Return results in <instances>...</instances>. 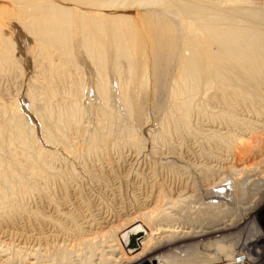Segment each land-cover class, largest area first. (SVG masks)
<instances>
[{
    "label": "rangeland",
    "instance_id": "rangeland-1",
    "mask_svg": "<svg viewBox=\"0 0 264 264\" xmlns=\"http://www.w3.org/2000/svg\"><path fill=\"white\" fill-rule=\"evenodd\" d=\"M226 3H230V5L227 6ZM219 4L224 5L220 6ZM149 5L150 6H145L146 8L141 11H137L139 12L137 14L142 16V20L139 19V21L149 26L146 30L148 31L147 33H152L153 35L157 36V39H152L153 37L151 38V35H149L148 38H150L152 43L154 41L155 47L157 46V49H154L153 56L156 55V57L160 58L161 60H149L150 56L146 53V55L148 56L146 64H136L140 72L136 76L131 77L133 81V88L138 87L142 94L140 105H145L143 108L138 109L140 111H143L144 109L145 112L144 119H142L143 121L141 122H136L134 118H131L132 114L129 112L128 108H126V110V106L124 107V104H122L124 102L121 98V95L124 94V91L121 88L123 86L122 83L126 82L127 79L124 72L118 71L120 74L122 73V75H120L117 70L113 71L114 61L111 60L107 62V69H105L104 71V73L106 74L105 77L99 76V73L95 69L96 67L94 66V64L91 63V59L88 58L89 56H85L87 55V53L82 51V45L77 43V41L74 44L77 47L72 48L73 57L66 58L65 55L62 56L63 54L61 55L60 51L56 49H52V51H49V48H44L46 51L43 50V45L41 46L38 43L37 36L39 35L36 33H33L32 35L31 33H28V37H31L32 40L36 39L35 43L37 42V44H39L41 47L37 45V49H31L28 51L29 53L23 50L21 46L19 47V45L17 46L16 44L15 46L21 48L20 50L22 52H20L17 47H14V49L13 47L9 48V57L11 58L10 62H12L6 64V67H3L2 71L0 72V128L2 129L10 123L11 129H9L11 130V135L14 136L17 133L16 129H18V127L17 123L15 124L16 120H12L10 119V117H16V115H18L16 118H19L24 123H26L25 131L26 134L29 133L27 134V136L31 135V137L28 136V138L32 144L34 143V145L31 144L30 147H36L35 149L32 148V150L29 147L28 149H26V151L30 150V156L35 153V155L31 157H35L34 161L36 162V157H38L36 152L40 151L42 148L41 154L44 157L39 155V159L43 162L38 160L36 165L31 157L30 158L32 159L33 163H26V161L22 157L23 155L21 154L20 156V153L18 152L20 151L19 147H22V145L19 141L18 142L20 144L16 142L17 139H15L14 141L12 139V141L15 142L13 144L14 146H12V142L10 141V145L7 147V150L3 152L4 157H7V155L9 154V156L7 157L8 159H5H7V162H9L7 163V167L11 168L10 175H15L13 176L14 180L12 179L13 181H11V185L14 186V188H12V186L8 188V190L15 189L13 192V194L15 193V196H12V199L14 200V208H12L11 212L13 214V211H15L14 213H16L17 211V213L20 212L19 214L21 215L18 217H14L16 220L13 218L14 220L12 222L14 223L15 221L16 224L18 223L17 226L15 225V223L13 224L11 222L12 225L10 224V227L8 226L9 224L3 227L2 231H6L7 234H5L4 236L0 235V264L1 262L3 264L5 261H7V263L5 262L6 264H20V261L21 264H32V262H36L35 264H40L43 257L41 259H38L41 256L38 254V251H41L39 250V248L33 245L34 243L29 244L28 241L30 242V240H27V237L28 235L32 234V232L35 233L34 230H37L40 234L42 232H45L44 234H49L50 230L51 232H53V228L55 227L54 224H49L48 222L47 226H41V224L44 223L41 220L43 219V217L47 216H50L51 219L54 221L57 220V217H59L58 215H56L58 208L65 210L69 213L71 212L70 214L73 215V220H75V223L73 224L71 221L69 222V220H67L69 223L66 220H59V222L62 223V225L67 229L71 228L73 230L74 227H76L75 225H83V222L87 219L92 221L98 220L101 222L102 220H99L101 218V215L102 218L110 221V227L115 226V232L110 233V235H94V237L93 235H90L88 237L87 235H85L86 238H84V236L81 237L78 235L76 239L74 238V242L66 241L65 243H63L64 247L63 244H56L55 242H51V245L49 246L50 253H55L57 259L54 254L53 256L56 260H58L59 257L62 255V252H67L63 253V255H68L67 257L69 259H66V257L64 256L63 259L58 260L60 261V263H62L61 261L63 260V263L67 262L66 264H110L112 263L113 259H115L114 257L119 258L123 256V254H127L126 248L123 246L124 241L122 242L121 237L125 232L131 230V228L128 226L129 216L131 215L130 218L136 219V217L139 215V212L144 211V209L142 208H146L149 212L154 211L152 213H154L153 219H156L155 222H159L162 219L161 221L164 220L165 223L169 225V227H165V229L173 230L175 232V234L172 235L171 233H165V235L162 236L154 235V238H148V241L146 239V236H144L140 240V243H144L140 245V252L143 250V253L141 254L145 257L147 256L146 258L148 260H152L154 256L155 257L153 259L157 260L153 261L151 264H201L204 261L203 259L199 260L194 258H200L201 256H206L208 254H217L216 256H214V258L216 257L217 260L222 259L224 260V262L233 264L234 261L232 260L233 256L231 254L234 253L235 249L237 251L240 249H245L248 254L250 253L251 255H253V258H256V255L258 254H263L264 196L260 195L256 197L254 196L253 191L248 189H251V183L255 179H258V181L255 182V186L258 184L259 186H261L258 187L260 188V192L263 193L264 191V180H262L264 179V156H259V159L257 158V156L253 155L261 149L260 147L262 146H259L258 144L261 143L262 137L257 136V138L260 137V139H255L256 143L253 145L255 149L254 151L252 148L253 146L250 147L247 145L246 148L250 147L249 149L251 150L243 148V150L241 151L245 152L243 153V155L241 154V156L239 154L233 153L234 147L232 148L224 145L217 146V144L213 145L215 144L214 141H216L217 138L213 139L214 137L209 136L205 138L204 129L206 127H203L204 125H207V123L210 122V124L215 123L214 125H218L219 127L222 122L219 116V120L217 118L215 121H213L211 117V115L213 114L217 115V112L218 114H220L218 111L220 107L216 106L217 101L212 99V97L218 98L221 95L217 92L215 94L214 92H212L211 96L209 97V103L205 102L203 104V108L201 109L202 105H200L201 102L199 100H201L202 96L205 94V88L202 84H198L195 86L185 82H177V73L181 72L179 64L180 61L177 60L178 52L175 56L173 53L169 52L168 48L169 46H172V44H177L178 49L179 44L181 45V47L183 46L186 39L185 37H180L179 35L181 32L186 34V28L204 29L213 27L216 31H218V36L224 31H235L236 27L234 25L240 26L246 24L247 27L257 29L261 25V23L253 21L250 17L247 16L246 11L253 10L257 6V8H259V10H257V13L261 14H254V16H261L264 19V0H218V4H216L213 0H204L203 2L199 3V5L204 6V8L195 10V16L193 17V19L189 20V23H185V17H183L181 14H177L175 10L170 9L168 11H163L162 7L158 5ZM82 9H84V7H82ZM87 9L90 10L91 8L87 7ZM114 9H118V7L110 8L108 10ZM108 10H106L107 12L104 13H108ZM5 20L7 21L8 18H5L4 21ZM183 36L185 35L183 34ZM15 38L16 37H11L12 40H15ZM77 39V36H75L73 40ZM10 51H13V53H15H12V55ZM48 51L54 53H48ZM45 52H47L48 54ZM23 53L24 55H22ZM253 54L258 56L259 53L253 52ZM20 55L23 58H21ZM57 55L60 57H58ZM28 56L29 59L27 60ZM31 56H34L35 58ZM47 56L50 57V59H47ZM120 63L125 64L122 61H120ZM122 76H124L125 78ZM218 83H220V80H218ZM103 84H106V86H104ZM179 86H181V91L182 88H188L191 93H187L182 96L181 107L176 108L178 114L174 113V116H172L171 114V116L168 117L167 115H169V112L173 109L172 106L175 107V100L178 99L176 95L177 93L172 92L171 89L173 88L176 90ZM103 88L106 89L104 90ZM110 89V92L107 91ZM27 90L29 91V93ZM105 91L109 93V95L106 94L107 97L105 95ZM30 93H35L37 97H35L34 94ZM28 94L31 96H29ZM30 98H35V100L37 101H34L32 103V101H30ZM104 98H108V102ZM194 100L197 104L196 107H198V109L196 108V110L192 111L194 109ZM106 105L112 106L110 107V109L109 107H106V111L104 107ZM68 107L70 109H67ZM71 107L78 108L79 111H81L77 114L78 116H76V120L72 121L70 124H67L61 120V116L64 113H61L60 111L64 109L62 112H66L67 110H71ZM263 107L264 106L257 104L255 109H260L257 113L255 111L250 112L248 110H246V112L244 109L239 108V110L236 111L238 113L235 117L233 116V119H237V117L241 118V120L237 119L241 123H235V125H237L235 127H232L230 123L228 129L227 126L224 124V127L227 130H230L231 128L235 130L236 127H242L244 129H246L247 127V129H249V124L254 125V123L258 122L255 119L258 117L253 116H262V119H264ZM46 108L47 110H45ZM36 109L40 110L37 112ZM199 109L201 110L200 113H198L199 111L197 112V110ZM190 111L191 114L189 119L187 120L186 113ZM102 112H106V114ZM127 112L131 115H128ZM108 113L110 114L109 117H107ZM49 115L51 116L50 119ZM42 116L46 117L44 118L46 120H44ZM208 117H211L209 118L210 120L208 119ZM250 117L253 118L250 119ZM242 118L245 120H242ZM174 120L178 121L174 122ZM247 120H249L250 123L247 124ZM242 123H246L245 126H247L245 127L244 124L242 125ZM253 127L255 128L256 126L254 125ZM257 129L258 131L263 130V128L261 127H258ZM30 130L32 134H30ZM46 130L47 133L45 132ZM51 131L54 134H51ZM130 132L132 134H130ZM46 136L48 139L46 138ZM49 137H52L53 140L52 138L49 139ZM57 137L59 140L56 139ZM14 138H16V136ZM16 143H18V147L17 145H15ZM16 148H18V150ZM193 151L195 152V154ZM217 151H220V154ZM226 151H228V153ZM250 151H253L254 153L252 152V154H250ZM261 151L264 152V150ZM223 153L227 155L225 156ZM248 154H250L252 157L255 156V158L252 160L251 156L249 155L251 159H246L248 158L246 157L248 156ZM211 155L214 158L211 157ZM216 155L221 158V160L223 158L225 159V157L227 159L233 156L235 159H233V157L229 159L231 161L233 159V161L238 162V164H233L232 168H236L237 165L243 168L244 166H248L250 164L247 167V170L251 169V172L249 171V173H247L246 169L242 170L243 172H246H242L239 177V183L241 184L238 183L237 185H233L232 181L228 178L229 183H232L229 185L228 188L231 187L230 189H232V187H234L235 189L237 187L235 190L228 189L225 191L224 194H222V191H220V189L223 190V186L221 185V182L219 183L218 179L222 174L225 175V172L220 174V171H218L220 167L217 166H220V159L217 158ZM243 157L244 159H242ZM215 158L217 160H214ZM236 159H238V161ZM258 159L260 161H258ZM245 160L250 163H246L245 165V163H243ZM262 160L263 162L261 163ZM39 161L41 163L38 164ZM16 163L18 167L15 166ZM42 163L45 165H43ZM257 163L261 164L258 165ZM204 164L208 166L203 168ZM211 165H213L214 167ZM251 165H253V167ZM43 166L49 168L50 171L58 173L59 177L58 174H56V176H54L53 174V177L52 174L51 176H47L46 174H44L42 170ZM209 166H211L212 169H208ZM216 167L218 168V170L216 169ZM221 167H223V165H221ZM19 168L21 169L18 170ZM24 168L26 171L24 170ZM254 168L257 169L256 173ZM207 169L209 171H207L208 174L207 172H205ZM261 170L262 172H259ZM13 171H17L20 174H18L17 176V172L15 174ZM233 171L234 170L232 169H230V171L227 170L226 175H230V173H232ZM248 174L252 177V179L250 176H248ZM257 175L260 176L256 177ZM211 176L213 177L210 178ZM241 177H246L247 179L245 178V181H241ZM17 178L20 180H18ZM22 178H26L25 183L28 187L31 188L32 192H26V194L23 193V195H20V193H18L21 197L20 198L18 194H16L17 192H15V183L18 184V182L21 181ZM205 178H209L207 179L208 181ZM249 178L250 180H248ZM216 180L218 183L215 182ZM21 182H19L18 186H16L17 188L22 189ZM260 182L263 185H260ZM213 183L215 185H213ZM208 184L210 186L206 187L208 186ZM242 184L244 185L242 186ZM239 185H241V187H239ZM185 186L187 187L186 189L189 188V191L185 189ZM238 187L241 189H239ZM193 189L195 190L194 193ZM213 190L216 191V193L217 190H219L217 194L220 197L216 196L212 199V196L211 198H208L207 194L214 192ZM231 192L232 194H230ZM16 195L18 197H16ZM192 195L193 197H191ZM183 197H188L186 198V200H182L185 201V203L176 200V198L183 199ZM190 197L193 199H190ZM162 198L165 202H163ZM157 200H159L160 203ZM74 201L75 203L73 204ZM218 202L220 203V205H218ZM222 202L224 203L222 204ZM20 204L21 208H19L20 210H17L18 207L15 208V206H19ZM174 204L177 206L175 207ZM249 204L251 205L249 206ZM164 205L166 207H164ZM239 205H247L251 209L254 208L255 211L253 210L254 213L252 212L246 215L245 213H239L241 210L238 208ZM24 210L32 212L22 213L21 211ZM149 212H145L144 214H148ZM26 213L31 215V220L27 217ZM32 213L35 215H33ZM220 214L223 216V218L221 217V219H219V216H221ZM240 214L243 215V217ZM15 216H17V214ZM216 216L218 219L216 218ZM181 218H184V221ZM214 219L217 221H215ZM219 220H233V229L231 227V231H229L230 227H228L229 230L226 231L227 233H229L230 236H228V240L223 241L225 246L227 245L229 247L231 245V247L227 249L228 253H222V243H218L219 240L203 241L204 233L202 234L201 232L203 230V227L209 224V222L211 223V221L213 225L218 224ZM30 221L31 224L33 223L32 226H30ZM147 221L148 220L146 219L139 220V224L137 225L136 223L134 226H140L143 229L146 226H143L142 224L143 222L147 223ZM236 221H238V223ZM165 223H163L162 225H166ZM200 223L203 224L201 225ZM48 226H52V228ZM104 226L105 225H103L102 227ZM126 226L128 227L126 228ZM113 227L107 229L104 228V232H106V230L109 231ZM135 227L133 229H135ZM124 228L128 230L123 231ZM43 233L42 235H44ZM61 233L63 234V232ZM71 234L74 236L76 235L75 233ZM92 237L93 239H95L93 240ZM84 239H90V241L86 242L84 241ZM200 239L202 240L200 241ZM109 240H114V243H118L119 247L122 246L123 250L110 252L107 247ZM148 242H150L151 244ZM220 243L221 245L219 246L218 244ZM35 248H37L38 250ZM57 249L61 252H59ZM146 250H151L152 252ZM212 250H216V253ZM41 253H44V251ZM219 253L221 254V256ZM34 254H38L37 259V255ZM32 255H34V257ZM159 255H162V257L158 258ZM199 255L201 256L199 257ZM126 257L130 256L126 255ZM6 258L11 259L8 260ZM188 258H190L189 261ZM27 259L30 260V262ZM144 261L140 262L139 264L143 263ZM186 261L188 262L186 263ZM205 263L206 261L203 264Z\"/></svg>",
    "mask_w": 264,
    "mask_h": 264
},
{
    "label": "bare ground",
    "instance_id": "bare-ground-1",
    "mask_svg": "<svg viewBox=\"0 0 264 264\" xmlns=\"http://www.w3.org/2000/svg\"><path fill=\"white\" fill-rule=\"evenodd\" d=\"M203 1L204 0H0V72L2 71L3 67H6L5 66L6 64H9V63L12 62V61L10 62L11 58L9 57V54H10L9 53V48L10 47H13V49H14V47H17L19 45V47L21 46L23 50L28 52L31 49H37V45L40 44L41 46L43 45V48H42L43 50H45L44 48H49V51H52V49H56V50L60 51L61 55L63 54L62 56L65 55L66 58H68V57L71 58V57H73L72 48L77 47V46L74 45L75 42L77 41V43L82 45L81 46L82 51L87 53V55H85V56H89L88 58L91 59V63L94 64V66L96 67L95 69L99 73V74L97 73L99 76L105 77L106 74L104 73V71H105V69H107V62H109L111 60L114 61L113 62V64H114L113 71L117 70V72L118 71L119 72L122 71V72L125 73L127 81L122 83L123 86H122L121 89L124 91V94L121 95V98L123 99V102H124L122 104H124L123 106L124 107L126 106L125 109L128 108L129 112L132 114L131 115L130 113L127 112L128 115H131V118H134V120H136V122H141V121H143L142 119H144V113L145 112H144V109H143V111H140L138 109L139 108H143L145 105H140L141 99H142V94H141L140 89L138 87H134L133 88V81H132L131 77L132 76H136L140 72L139 68L136 66V64H140V65H145L146 64V60L148 58L146 53L149 54V56H150L149 60H152V61L155 60L156 61V60H161V59L156 57V55L153 56L154 49L156 50L157 46L155 47L154 46V41L152 43L150 38H148V36L151 35V38L153 37L152 39H157V36L153 35L152 33L151 34L147 33L148 31H146V30L148 29L149 26L145 25L143 22L141 23L139 21V19L142 20V16L138 15L137 13H139V12H137V11H141V10L145 9L146 8L145 6H150L149 4H151V6H157L158 5V6L162 7L163 11H168L170 9L171 10H175L177 14H181L183 17H185V20H186L185 23H189V20L193 19V17L195 16L194 15L195 10L200 9V8H204V6L199 5V3L203 2ZM213 1L216 4H218V0H213ZM121 5H123V6H121ZM125 5H130V6H125ZM219 5L223 6L224 4H219ZM226 5L227 6L230 5V3H226ZM177 6H180V7H177ZM82 7H84V9H82ZM87 7L91 8V9L88 10ZM114 7H118V9L108 10V9L114 8ZM140 8H142V9H140ZM106 10H108V13H104V12H107ZM257 10H259V8H257V6H256V8H254L253 10L246 11V14H247L248 17H250L253 21L261 23V25L257 29H253V28L247 27L246 24H243V25H240V26L234 25L236 27L235 31H228V32L224 31V32L220 33V35L218 36V31H216L213 27L204 28V29H202V28L201 29H188V28H186V31H185L186 34L181 32L180 35H179L180 37H185V39H186V41L184 42L183 46L181 47V45L179 44V49H178V45L177 44H172V46H169L168 50H169V52L173 53L175 56H176V54L178 52L177 60L180 61L179 64H180V71L181 72L177 73V79H176L177 82L178 83L185 82V83H189V84H192V85H195V86L198 85V84H202L203 87L205 88V94L202 96V99L199 100L201 102L200 105H202L201 109L203 108V104L205 102L209 103V100H210L209 97L211 96L212 92H214V94L217 92V93H219L222 96V97L219 96L218 98L212 97V99L217 101L216 102V106L220 107L219 110L217 109L220 114H218V112H217V115H215V114L211 115L213 121H215L217 118L219 120V117H220L222 122H221V124L218 127V125H214L215 123L214 124L211 123L212 124L211 125L210 122L208 121L209 123H207V125L203 126V127H206L204 129L205 138L207 136L214 137L213 139L217 138V140L214 141L215 144H213V145L217 144V146L224 145V146H227V147L228 146L232 147V148L234 147V149H233L234 152L233 151L232 152L235 153V154H239L241 156V154L243 155V153L245 152V151L244 152L241 151V150H243V148H246L247 145L252 147L256 143L255 139H260V137H262L261 143L258 144L259 146H262V147H260L261 149L258 150L259 152L257 151L256 154L253 152L255 150L254 146L252 147L253 151H250L251 152L250 154H252V152H253L254 153L253 155L257 156V158L260 159L261 156H264V152L261 151V150H264V119H262L263 118L262 116H253V117H258V118H255L256 121H258L257 123H254V125L256 126L255 128L253 127L254 125H250L249 124L248 128L249 127L250 128L247 129V127H246L247 125L245 126L246 123H242V125L244 124L246 129H244L242 127H239V128L236 127L235 130H233V128H231L230 130H227L230 123H231L232 127L233 126L234 127L237 126V125H235V123L239 124L238 122H240L239 120H241V118L237 117V119H239V120H237L236 118H235L236 120L233 119V116L235 117L236 114L238 113L236 111L239 110V108H242L245 111L248 110L250 112L251 111L252 112L255 111L257 113L260 109L259 108H258L259 110L255 109L256 105L260 104L261 106H264V19L261 16H254V14L255 15H260L261 14V13L260 14L257 13ZM4 17L8 18V20L4 21V19H5ZM243 26H245V27H243ZM28 33H31V35L33 33L38 34L39 36H37V38H38V43L39 44H37V42L35 43L36 39L32 40L31 37L29 38L28 37L29 36ZM183 34L185 36H183ZM75 36H77V38H78L77 40H73L75 38ZM11 37H16V38H15V40H12ZM13 42H14V44H13ZM15 44L17 46H15ZM17 49L20 50L21 48L17 47ZM13 51L12 52L10 51L11 54L13 53ZM49 51H48V53H54V52H49ZM20 52H22V51L20 50ZM253 52H258L259 53L258 56L254 55ZM45 53H47V52H45ZM78 54H80V53H78ZM22 55H24V53ZM44 55H46V54H44ZM40 56H42V55H40ZM48 56L46 58L50 59L51 55H50V57H48ZM31 57H34V56H31ZM58 57H60V56H58ZM80 57H81V55H80ZM21 58H23V57L21 56ZM38 58H39V56H38ZM75 58H73V59H75ZM28 59H29V56H28L27 60ZM80 59H82V58H80ZM41 60H44V59H41ZM120 61H122L125 64H121ZM103 74H104V76H103ZM120 75H122V73ZM122 77H124V76H122ZM218 80H220V83H218ZM104 86H106V84ZM107 88H109V87H107ZM171 90H172V92L177 93L176 95H177L178 99L175 100V107L172 106L173 109H172V111L169 112V115H167L168 117L171 116V114H172V116H174V113L178 114V112L176 111V108L181 107L182 96L184 94H187V93L190 94L191 93V91L188 88H182V91L184 92L183 93L181 91V86H179L176 90L173 89V88ZM107 91L110 92L111 89L107 90ZM107 91H105L106 92L105 95L106 94L109 95V93H107ZM31 92H33V91H31ZM28 93H29V91H28ZM30 94H34L35 95V93H30ZM107 95H106V97H107ZM29 96H31V95H29ZM35 97H37V96L35 95ZM31 99L32 98H30V101H32V103L34 101L35 102L37 101V100H35V98H33L34 100L33 99L31 100ZM122 99H121V102H122ZM105 100H107V102H108V98L105 99ZM76 102H78V101H76ZM54 103H56V102H54ZM111 106L110 105L109 106H107V105L104 106L105 110L108 107L110 109ZM196 106H197V104L195 103V100H194V109L192 111L196 110V108L198 109V107H196ZM199 108H200V106H199ZM67 109H70V108L68 107ZM36 110L38 112L40 109L39 110L36 109ZM45 110H47V108ZM63 110L64 109H62V111ZM220 110L222 111V113H221ZM48 111H49V108H48ZM62 111H60V112L64 113V114L61 116V120L64 121L65 123H67V124H70L72 121L76 120V116H78L77 114L81 110L79 111L78 108L71 107V110H67L66 112H62ZM200 111H201L200 109L197 110L198 113H200ZM215 111H216V109H215ZM102 113L106 114V112H102ZM40 114H41V112H40ZM190 114H191V111L186 113V119L187 120L189 119ZM107 115L106 116L109 117L110 114L108 113ZM17 116L18 115H16V117ZM16 117H14V116L10 117V119L16 120L15 124L17 123V127H18V129H16V132H17L16 134L12 131L15 134L14 136L11 135L12 133H11V130H10L11 129L10 128L11 127L10 123L7 126H5L4 128H2V129L0 128V235H3V236L5 234H7L6 231L5 232L2 231L3 227L5 225H8V224H9L8 226L10 227V224L12 225V223H13L12 221L15 219L14 217H18V216L21 215V214H19L20 213L19 211H18L19 213H17V211H16V213H14L15 211H13V214L11 212L12 208H14L13 207L14 206V204H13L14 200L12 199V196L13 197L15 196V193L13 194L15 189H11L12 190L11 191V190H8V188H10L12 186L11 185V181L14 180L13 176H15V175H12V176L10 175L11 174L10 173L11 168L7 167V163H9V162L6 161L8 159L7 157L9 156V154L7 155V157H4V153L3 152H5L7 150V147L10 145V141L12 142V146H14L13 144L15 142H13V141L15 139H17L16 142L19 141L21 143V145H22V147H19L20 151H18V152L20 153V156H21V154L23 155L22 157L24 158L26 163H30V162L33 163V161L35 159V157L34 158L31 157V156L35 155V153H33V155L30 156V154H29V153H31V152H29L30 150L26 151V149H28L30 147V145L32 144L31 141L28 138L29 135L27 136V134H29V133L26 134V131H25L26 123H24L22 120H20L19 118H16ZM50 117L51 116L49 115V119H50ZM211 117H208V119L211 118ZM253 117H250V119H252ZM42 118L44 119L46 117L42 116ZM105 119H107V118H105ZM44 120H46V119H44ZM242 120H245V119L242 118ZM249 120H247L248 121L247 124L250 123ZM177 121L178 120H174V122H177ZM213 121H211V122H213ZM256 121H254V122H256ZM217 122H219V121H217ZM48 123H49V121H48ZM227 123H228V125H227ZM24 124H25V127H24ZM224 124L227 126V129L224 127ZM69 126H71V125H69ZM258 127L263 128V130L258 131V129H257ZM214 129H216V130H214ZM29 132H30V134H32L31 130ZM45 132L47 133V130ZM51 134H54V133H52V131H51ZM130 134H132V133L130 132ZM15 136H16V138H14ZM257 136H260V137L257 138ZM29 137H31V135ZM46 138H47V136H46ZM51 138L49 137V139H51ZM12 139H13V141H12ZM56 139H58V137ZM52 140H53V138H52ZM32 141H33V139H32ZM18 143H16L15 145H17ZM32 145H34V143ZM18 146L19 145H17V147ZM57 147H58V145H57ZM11 148H13V147H11ZM30 148L32 150V148H34V147L31 146ZM249 148H246V149H249ZM14 149H15V147H14ZM16 149L18 150V148H16ZM41 150H42V148H41ZM41 150L36 152L37 156H38V157H36L37 161L40 160L39 159V155L42 156ZM249 150H251V149H249ZM226 152L228 153V151H226ZM7 153H9V152H7ZM194 154H195V152H194ZM250 154H248V156H246V157H248L246 159H251L252 158V160H253L255 158V156L252 157ZM249 155L251 156V158H250ZM30 157L33 159V161H32V159ZM42 157H44V156H42ZM211 157H213V156L211 155ZM216 157L219 158L217 155H216ZM220 157H222V156H220ZM232 157L233 156H231V158ZM5 158H7V159H5ZM229 158L226 159V157H225V159L223 158L222 160H221V158H219L220 159V162H219L220 166H217V167H220L219 170L216 167V169L218 171H220V174L225 172V175L222 174L220 177L218 176L219 179L217 177V179L219 180V183L221 182V185L223 186V190L220 189V191H222V194H224L225 191L228 190V189L229 190L234 189V187H232V189H230L231 187L230 188H228V187L232 183H233V185L234 184L237 185L239 183V177L242 174V172H243L242 170L243 169H246L247 173H249V171L251 172V169L247 170L248 169L247 167L250 165L249 164L250 162L248 163V161L245 160L243 163H245V165H246V163L249 164L248 166L247 165L246 166L243 165L244 167L241 168V167H239L237 165L238 168L237 167L236 168H232L233 164H238V162H234L233 161V159H235L234 157H233L232 161L230 160L231 158L230 159ZM238 159H239V157H238ZM238 159H236V160L238 161ZM240 159H241V157H240ZM242 159H244V157ZM259 159H258V161H260ZM214 160H217V159L215 158ZM263 160L261 161V163L263 162ZM37 161L36 162L34 161L35 165L37 164ZM40 161L43 162L42 160H40ZM40 161L38 162V164L41 163ZM243 163H241V164H243ZM260 164H258V165H260ZM43 165H45V164H43ZM221 165H223V167H221ZM15 166L18 167L17 163H16ZM207 166H206V164H204L203 168L207 167ZM211 166H213V165H211ZM211 166H209L208 169H212ZM251 166L253 167V165H251ZM262 166H263V164H262ZM44 168H46V167L43 166V169H42L43 173L46 174L47 176H51V174H52V177H53V174H54V176H56V174H58L56 172L50 171L49 168H46V169H44ZM20 169L21 168H19L18 170H20ZM47 169H49V170H47ZM208 169L205 172H207ZM230 169H232L234 171L232 173H230V175L229 174L226 175L227 174L226 171L227 170L230 171ZM24 170H25V168H24ZM246 171H244V172H246ZM256 171H257V169H255V173H256ZM13 172L16 174L17 171L16 172L13 171ZM13 172H12V174H13ZM208 172H207V174H208ZM259 172H262V170L259 171ZM18 174H20V173L17 172L16 175L18 176ZM252 174H254V173H252ZM263 174H264V172H263ZM250 175H251V173H250ZM250 175L248 174V176H250ZM24 176H25V174H24ZM207 176H205V177H207ZM259 176L260 175H257L256 177H259ZM11 177H13V178H11ZM22 177H23V175H22ZM58 177H59V174H58ZM212 177L213 176H211L210 178H212ZM261 177H262V175H261ZM228 178L232 181V183H229V179ZM245 178H242L240 180L241 181H245ZM207 179H209V178H207ZM251 179H252V177H251ZM260 179H262V178H260ZM18 180H20V179H18ZM248 180H250V178ZM262 180H264V179H262ZM21 181H19V182H21V184H22V185L20 184L22 186V189L16 187L19 184L18 181H17L18 184L15 183V185H16L15 186V188H16L15 192H17L16 194L20 193V195H23V193L26 194V192H30L31 188L28 187L27 184L25 183L26 178L25 179L22 178ZM256 181H258V179H255L251 183L252 187L250 185L251 189L250 188H248V189L252 190L253 193H254V196H256V197L260 196V195L264 196V191L262 193V192H260V188H258V187H261V186H259L258 184L255 186V182ZM14 182H16V181H14ZM14 182H13V184H14ZM209 182H211V181H209ZM209 182H207V183H209ZM213 182H214V180H213ZM215 182H217V180ZM239 184H241V183H239ZM259 184L261 185L262 183L260 182ZM213 185H215V184L213 183ZM233 185H231V186H233ZM243 185L244 184H242V186ZM186 186H185V189L187 188ZM209 186L210 185L208 184V186H206V187H209ZM248 186H249V182H248ZM239 187H241V185H239ZM12 188H14V186H12ZM190 189H191V187H190ZM239 189H241V188H239ZM243 189H244V187H243ZM186 190L189 191V188L186 189ZM263 190H264V188H263ZM194 191L195 190L193 189V193H194ZM218 191L219 190H217V193H218ZM244 191H246V190H244ZM9 192H10V196H9ZM185 193H186V191H185ZM217 193H216V191H214V192H212L210 194L208 193L207 197L211 198L213 196L212 197V199H213L216 196L217 197L219 196ZM241 193H243V192H241ZM247 193H252V192H247ZM230 194H232V192ZM20 195L18 194L19 197H20ZM186 195H188V194H186ZM18 196L16 195V197H18ZM232 196H234V195H232ZM184 197H183V199H181L182 197L180 199L176 198V200L177 201H182V200H186V198H188V197H186V198H184ZM191 197H193V195ZM191 197H190V199H193ZM209 200H211V199H209ZM157 201L159 202V200H157ZM222 201H225V200H222ZM230 201H231V199H230ZM163 202H165L164 199H163ZM182 202L185 203V201H182ZM191 202H192V200H191ZM74 203H75V201L73 202V204ZM220 203H221V201H220ZM220 203L218 205H220ZM223 203L224 202H222V204ZM164 204H166V203H164ZM237 204H239V203H237ZM250 205L251 204H249V206ZM19 206H15V208L18 207L17 210H20L19 208H21V204ZM176 206L177 205H175V207ZM22 207H24V206H22ZM164 207H166V206L164 205ZM238 208L241 209L239 213H242V214L245 213V215L246 214H250L252 212L254 213V211H255L254 208L251 209L247 205H242V206L239 205ZM142 209H144V211L143 212H139V215L136 213L138 215V216L136 215L137 216L136 219L130 218L131 215L129 214L130 216H129V220H128L129 221L128 222L129 223L128 226L131 228V230L127 229L128 230L127 231L125 228L123 229V231L124 230L127 231V232H125L123 234V235H125L127 240L129 242H131V244H133L134 246L139 245V248L137 250H135L134 253L130 254L128 252L126 244L123 243V246L126 248L127 254H125V255L123 254V256H121L119 258L114 257L115 259H113L112 263H110V264H139L140 262H142L144 260H146V261H144L141 264H144L145 262H148V263L151 264L153 261H157V260L153 259L155 256L154 257L152 256L153 257L152 260H148L146 258L147 256L145 257L144 255L141 254V253H143V250L140 252V250H141L140 245H142L144 243H140V240L144 236H146V239L148 241V238H152V237L154 238V235L162 236V235H165V233L166 234L171 233V235L175 234V232L173 230L165 229V227L167 228V227H169V225H167L164 220L161 221L162 220L161 219L159 222H157V221L155 222L156 219L155 220L153 219L154 218L153 217L154 213H152L154 211H150L149 212V211H147L146 208H142ZM57 210L58 211H57L56 215L59 216V217H57L58 219L55 218L57 220H55V221L52 220L50 216L43 217V219L41 220V221L44 222V223L41 222V223H43V224H41V226H47L48 222H49V224L50 223L54 224L55 227L53 228L54 231L52 229L53 232H51V230L49 229L50 230L49 234L48 233L44 234L45 232L44 233L42 232L44 234V235H42V233L40 234L37 230H34L35 233L32 232V234L28 235V237H27V240H30V242L28 241L29 244L30 243H32V244L34 243L33 245H35L37 248H39V250L41 252L44 251V253H41V252L38 251V254L41 255L39 258H38V254H34V255H37L36 259L37 258L41 259L43 257L41 262L38 261V262H40V264H62L63 263V260L61 261L62 263H60V261H58V260L59 259H63V257L65 256V254L63 255V253H65L66 251L62 252L63 256L60 254L62 257L60 256L61 258L59 257V259L56 260L57 256L55 255V253H50V247L49 246L51 245V242H55L56 244L57 243L63 244L66 241L74 242V240L76 239V237L78 235L81 236V237L84 236V238H86L85 235H87V237L90 236V235H93V237H94V235L107 236V235H110V233H114L115 232V226L114 227L111 226L114 229L112 228L109 231L106 230V232H104L105 231L104 228L107 229V228H111V227L109 226V224H110L109 222L110 221L105 220L104 218H102V215H101V218L99 219V220H102L101 222L98 221V220L97 221H92V220L87 219L86 221L83 222V225H81V224L79 225V224L76 223L77 225L74 224L76 227H74L73 230L71 228L67 229L66 227H64L62 225V223L59 222V220L60 221L69 220V222L71 221L72 224H73V223H75V220H73V215L70 214L71 212L70 213L66 212L65 210H62L60 208H58ZM161 210H162V208H161ZM216 210H217V208H216ZM155 211H157V210H155ZM21 212L23 213V212H28V211L24 210V211H21ZM29 212L31 213L32 211H29ZM145 212H149V213L148 214L147 213L144 214ZM101 213H99V214H101ZM237 213H238V211H237ZM16 214H17V216H15ZM33 215H35V214H33ZM83 216H85V215H83ZM241 216L243 217V215H241ZM27 217L30 218L31 215L27 214ZM27 217H25V218H27ZM40 217H39V219H40ZM179 217H181V216H179ZM219 217H220L219 219H221V217L223 218L222 215L219 216ZM144 218L146 220H148L147 223L143 222V224H142L143 226H146L145 228H143L144 230L140 226H138V227L134 226L136 223H137V225L139 224V222H138L139 220H145ZM216 218H217V216H216ZM108 219H109V216H108ZM181 219H183V221H184V218H181ZM30 220H31V218H30ZM215 221H217V220H215ZM162 222L165 223L167 226L166 225L163 226ZM219 222H218V224H215V225H213L212 221H211L212 224L210 222H209V224L206 223L207 225L203 227V230L201 229L202 230L201 232H202V234L204 233V236L202 235L203 238H204L203 241L204 240H219L218 243L219 242L222 243V247L221 248H223L222 253H224V252H227V249H229V247H231V245L229 247L227 245L225 246L224 242H223L224 240L225 241L228 240V236H230L229 233H227L226 231L229 230L228 227H230L229 231H231V227L234 224H233V220L232 221L231 220H229V221L228 220H221V221L219 220ZM236 222L238 223V221H236ZM14 223H15V221H14ZM29 223L31 224V221ZM172 223H173V221H172ZM214 223H216V222H214ZM17 224L15 223L16 226H17ZM32 224L30 226H32ZM200 224L202 225L203 223H200ZM103 225L108 226V227H105V226L102 227ZM128 226H126V228ZM48 227H50V226H48ZM134 227H135V229H133ZM50 228H52V226ZM120 229H122V228H120ZM232 229H233V227H232ZM100 230L103 231L104 233L101 232ZM117 230H118V228H117ZM98 231H100V232H98ZM192 231H194V230H192ZM37 232H38V234H37ZM61 232H63V234ZM197 232H198V230H197ZM71 233H73V234L75 233L76 235L74 236ZM113 236H114V234H113ZM93 237H92V239H93ZM115 237H116V235H115ZM138 237H140V238L137 239ZM196 238H197V236H196ZM121 240L123 242V238L122 237H121ZM201 240L202 239H200V241ZM84 241H86V242L88 241L89 242L90 239H84ZM231 241H233V240H231ZM114 242H115L114 240H109V243H108V246H107L109 251L110 252L122 251L123 250L122 246L119 247L118 243H116L118 245L117 246ZM150 242H148V243H150ZM209 243H211V242H209ZM221 243L218 244V245L220 246ZM63 247H64V244H63ZM205 247H206V245H205ZM37 248H35V249H37ZM8 249H9V246H8ZM62 249H64V248H62ZM58 251L61 252L60 250H58ZM146 251L152 252L151 250H146ZM212 251H214V250H212ZM206 253H207V251H206ZM50 254H52V255H50ZM53 254L55 255L56 259L53 256ZM71 254H72V252H71ZM153 254H154V252H153ZM34 255H32V256L34 257ZM126 255H128L130 257H126ZM216 255L208 254L206 256L204 255L205 257L199 255V257L201 256L200 258L196 257L194 259H199V260L203 259L204 261L202 263L199 261L201 264H203L205 261H206L205 264H220L221 262H223L224 264H229L227 262H224V260H222V259L217 260L216 257L214 258V256H216ZM231 255L233 256V259H232L234 261L233 264H264V252H263V254H258V255L255 254L257 256L256 258L254 257L255 259L253 258V255H251L250 253L248 254V252L245 249L244 250L240 249L238 251L235 249L234 253L231 254ZM29 256H31V255H29ZM67 256H65L66 259H69ZM220 256H221V254H220ZM160 257H162V255L161 256L159 255L158 258H160ZM182 257H184V256H182ZM6 259H8V258H6ZM10 259H8V260H10ZM189 259L190 258H188V261H189ZM28 261L30 262V260H28ZM188 261H186V263ZM5 262L7 263V261H5ZM35 263L36 262H34V263L32 262V264H35ZM66 263H63V264H66ZM223 263H221V264H223ZM1 264H2V262H1ZM20 264H21V261H20ZM90 264H92V263H90ZM178 264H180V263H178Z\"/></svg>",
    "mask_w": 264,
    "mask_h": 264
},
{
    "label": "water",
    "instance_id": "water-1",
    "mask_svg": "<svg viewBox=\"0 0 264 264\" xmlns=\"http://www.w3.org/2000/svg\"><path fill=\"white\" fill-rule=\"evenodd\" d=\"M122 238H123L124 243L126 244V247H127V249H128V252H129L130 254L134 253V251L137 250V249L139 248V245L134 246L133 244H131V242H129V241L127 240V238L125 237V235H123ZM139 238H140V237H138L137 239H139ZM144 264H150V263L145 262Z\"/></svg>",
    "mask_w": 264,
    "mask_h": 264
}]
</instances>
